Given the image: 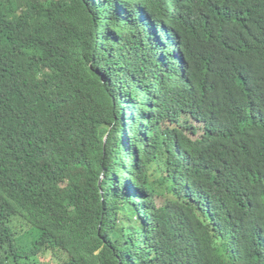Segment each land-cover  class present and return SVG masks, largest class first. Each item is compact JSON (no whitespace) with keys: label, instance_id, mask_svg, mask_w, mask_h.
<instances>
[{"label":"trees","instance_id":"trees-1","mask_svg":"<svg viewBox=\"0 0 264 264\" xmlns=\"http://www.w3.org/2000/svg\"><path fill=\"white\" fill-rule=\"evenodd\" d=\"M0 264H264V0H0Z\"/></svg>","mask_w":264,"mask_h":264}]
</instances>
